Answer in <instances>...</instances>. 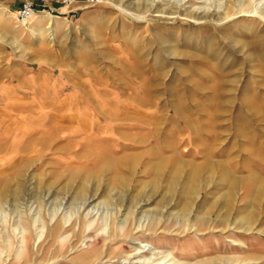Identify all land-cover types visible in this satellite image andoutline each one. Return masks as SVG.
Instances as JSON below:
<instances>
[{
  "label": "rangeland",
  "instance_id": "obj_1",
  "mask_svg": "<svg viewBox=\"0 0 264 264\" xmlns=\"http://www.w3.org/2000/svg\"><path fill=\"white\" fill-rule=\"evenodd\" d=\"M71 3L0 0V264H264V177L188 160L264 172V0Z\"/></svg>",
  "mask_w": 264,
  "mask_h": 264
},
{
  "label": "crops",
  "instance_id": "obj_2",
  "mask_svg": "<svg viewBox=\"0 0 264 264\" xmlns=\"http://www.w3.org/2000/svg\"><path fill=\"white\" fill-rule=\"evenodd\" d=\"M18 2H19V0H17V3ZM47 3L50 6L59 8V10L62 12V14L65 13V12H72L75 9L79 8L78 4H72V3L63 4L59 0H47ZM18 6H19V4H16L15 11L18 8ZM48 15L49 16H53V15H50V14H48ZM213 111L217 112L218 108L214 109ZM212 123H213V121H212ZM206 128H212V124L209 123L207 127H205V128L201 127V129L197 128V127H194V131L195 132L194 133L192 132V134H193L194 137H196V139H195L196 142H195V145H194L195 148H196L195 151L199 152L202 155L199 156V157L198 156H194L195 155V151H194V153H191L192 158H188V160H190L191 162H194V163H199V162L204 161L206 159L213 160V161H220V162L223 163L224 168L227 169V171L232 176H241L242 177V176L248 175L250 172H253V173H255V174L259 175V176L264 177V172L260 171V169L258 167V161L257 160L252 161L250 158H247L245 160V162H242V161L238 160V150H236L234 154H231V155L226 154L225 153L226 149H224L223 145L218 142L219 140L218 141L216 140L215 141V145L214 146H210L208 149L207 148H202V146L200 144V139L202 141H204V142H208V141L210 142V140L212 139L211 138V132H212V130H214L212 128V130H209L208 132H206L207 133L206 135H202V133H204L206 131ZM216 132H220V131L218 130ZM176 137H180V134L178 133L176 135ZM214 138H216V136ZM180 142L177 143V146L180 144ZM255 143L257 144V141H255ZM235 144L236 143L234 142V145ZM241 144L245 145L243 143H241ZM247 144H252V142L248 141ZM236 147H238V146H236ZM218 188L220 190L221 188H225V187H218Z\"/></svg>",
  "mask_w": 264,
  "mask_h": 264
},
{
  "label": "built area",
  "instance_id": "obj_3",
  "mask_svg": "<svg viewBox=\"0 0 264 264\" xmlns=\"http://www.w3.org/2000/svg\"><path fill=\"white\" fill-rule=\"evenodd\" d=\"M63 4L71 3L72 0H59ZM90 3L93 0H82ZM19 6L16 9L18 20L26 22L31 16L38 12H45L53 16H59L62 12L57 7L48 5L47 0H19Z\"/></svg>",
  "mask_w": 264,
  "mask_h": 264
},
{
  "label": "bare ground",
  "instance_id": "obj_4",
  "mask_svg": "<svg viewBox=\"0 0 264 264\" xmlns=\"http://www.w3.org/2000/svg\"><path fill=\"white\" fill-rule=\"evenodd\" d=\"M209 9V8H208ZM205 10V9H203V10H201V8H200V10H193L192 11V13L193 14H191V15H194L198 20H196L197 22H198V24L200 23H206L207 21H210V23L214 26V27H212V28H215V27H217L218 25L217 24H219V23H221L220 22V17H219V15H218V12L217 11H209V10ZM214 10V9H213ZM194 17V18H195ZM226 39V38H225ZM220 41V40H219ZM232 46V45H231ZM218 61H219V59H218ZM218 61H217V63H218ZM160 156V155H159ZM160 158V157H159ZM162 160L160 161V163H159V167H160V169H161V167H162V165L161 164H164V162L166 161V159H163V158H161ZM160 160V159H159ZM165 160V161H164ZM211 163H214L215 164V162H211ZM179 164V163H178ZM213 164V165H214ZM165 165V164H164ZM207 165H209V164H207ZM212 165V166H213ZM215 166H216V164H215ZM176 168V167H175ZM209 169H212V168H209ZM178 170V169H177ZM158 171H160V172H158V175H161V170H158ZM200 170H196L195 169V174L196 173H198V176H199V172ZM177 173V172H176ZM176 173L173 175V179L175 178V175H176ZM157 177V176H156ZM235 182V181H234ZM235 184H237V183H233L232 185H235ZM263 186V185H262ZM8 191H9V188H8V186H4V188H3V190L0 192V200H2L3 199V197L5 196V195H7V193H8ZM259 191V190H258ZM263 191V190H262ZM260 192V191H259ZM83 194L84 193H82L81 192V196H83ZM87 202H84V203H82L81 204V206H84L85 204H86ZM248 216V215H247ZM246 216V217H247ZM244 220V219H243Z\"/></svg>",
  "mask_w": 264,
  "mask_h": 264
}]
</instances>
